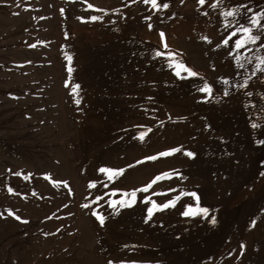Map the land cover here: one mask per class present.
I'll list each match as a JSON object with an SVG mask.
<instances>
[{
	"label": "rangeland",
	"instance_id": "374dc122",
	"mask_svg": "<svg viewBox=\"0 0 264 264\" xmlns=\"http://www.w3.org/2000/svg\"><path fill=\"white\" fill-rule=\"evenodd\" d=\"M169 3L156 11L141 0H0V264H264V72L255 59L264 47L237 51L239 34L223 45L252 13L228 17L227 29L221 15L237 5L258 12L264 0ZM164 43L199 75L176 77L154 55ZM204 82L212 97L197 90ZM181 145L194 158L136 164ZM102 166L126 170L109 181ZM164 172L172 178L133 206H108L119 198L113 188H140ZM193 191L208 218L180 214L189 196L151 219L141 202Z\"/></svg>",
	"mask_w": 264,
	"mask_h": 264
},
{
	"label": "snow or ice",
	"instance_id": "6c2138e0",
	"mask_svg": "<svg viewBox=\"0 0 264 264\" xmlns=\"http://www.w3.org/2000/svg\"><path fill=\"white\" fill-rule=\"evenodd\" d=\"M141 2L145 5H150L152 9H155L156 11H160L162 9H168L170 7L169 0H141ZM208 2V0H198V3L203 6ZM181 3H183V0H181ZM221 3V0H211V3H209V7L211 8H216L218 5ZM245 10L246 12L252 13L250 16H246V24L239 23L237 21L238 26L234 28V30L230 33L229 37L227 39H222V44L225 46H229V42L232 39V37H236L239 34V38L235 39L234 41V47L239 51L242 48H245L249 44H256L258 41L260 42V47H264V41L261 40V37L264 36V9L254 12L251 8H248L247 5H237L232 8H228L225 11L221 12V15L224 16L225 19V24L224 27L227 28H232L233 24L231 20H228V17L233 18V20L236 19L237 15L241 13V10ZM85 10H92L95 12H100V13H107L106 9L102 8H96L93 4L88 3L87 4V9ZM63 11V10H61ZM112 11L119 13L120 9H113ZM207 15V13H205ZM78 19H81L82 21L84 20L83 17H78ZM88 19L92 22L95 21H102L104 19L103 15H91L88 17ZM146 19L150 20L151 17H146ZM112 23H115V21H112ZM149 29L152 28V24L149 23L147 25ZM160 37L163 39L164 33L161 32ZM203 39L207 40V37H204ZM210 42V41H209ZM220 44H217V47H219ZM163 49L167 51H161V50H156L155 51V57L157 58H164L168 62L169 66L174 69V74L178 78H185L182 76V73L186 74V77H197L199 74L194 71L192 68L186 66L183 62L181 61H176L175 56L176 53L172 52L169 49V46L167 43L163 44ZM251 51V49H249ZM66 59L69 61V65L71 64L72 57L69 55L66 57ZM243 59L247 60L249 63H251L250 57H244ZM255 59L257 60V71L259 72H264V67H261V65H264V57L262 56H256ZM236 62L238 67L243 68L244 64L241 63V57L236 56ZM67 71L69 74L72 73L73 68L69 66L67 68ZM222 83L227 85L229 81L227 79H223ZM248 80L245 79L244 83L242 85H239V87H247ZM67 86V84H66ZM79 89L80 85L74 84L72 86V92L73 94H76L77 96L79 95ZM199 92L205 93L208 97H212L213 95V88L210 84L207 82H204L202 84V87L197 89ZM223 95L227 96L229 95V92L227 89L224 90ZM247 95L251 96L252 93L248 92ZM75 103L79 105L81 103L80 99L77 98L75 100ZM256 123L252 124L253 128L258 127ZM138 127H144V126H138ZM151 128H146L145 130L139 131L136 135L135 138L139 139L140 141H143L146 137V135L151 132ZM259 143H264V141H259ZM182 152L183 155H186L189 158H194L195 153L188 151L183 148V146H175V147H170L169 149L165 151L158 152L156 155H148L145 156L143 160H137L136 164H142L145 161H155L160 157H168L176 153ZM134 165L129 164L127 167L131 168ZM125 168H112V167H99L98 172L101 174H104L106 176V179L109 181H113L114 178H117L121 176L125 172ZM177 175H179L176 170H173ZM172 178V173H161L159 175L154 176L147 184L140 188H133L131 190H122L119 188H113L112 192L110 195L112 197H119L118 199H109L108 200V206L111 207L113 210L119 207H131L137 202L138 198V193H148L150 189H152L153 185L156 184L157 182L161 181L162 179H171ZM95 181L90 182V186H95ZM104 187H107L106 184L102 185ZM9 191H12V189H9ZM176 190L173 188H169L167 192H153L152 195L154 196H159V195H167L169 192H175ZM182 196H189L192 199V203H187L183 205V210L181 211V215L184 217H189V218H195L197 216H203L205 218L209 217L210 214V209L208 207H203L200 204V197L197 194V192H188V193H181L180 195L174 196L171 199H168L164 201L163 203H158L156 200L152 199L149 196H143L141 202L150 205L146 208V213L148 219H151L152 216L154 215L155 212L157 211H163L165 209H168L170 207H175L176 203L182 198ZM97 201L102 200L103 196H98ZM87 207V205H85ZM11 214V213H10ZM94 216H96L97 220L99 221V224L103 226L105 222V216L102 214H98L95 211L92 213ZM16 219L19 220L20 217L16 216ZM27 223V221H24ZM210 222L215 224L216 223V218L214 216L211 217ZM243 247V245H241ZM108 264H112V261L109 260Z\"/></svg>",
	"mask_w": 264,
	"mask_h": 264
}]
</instances>
